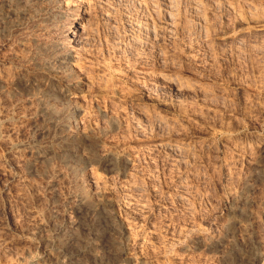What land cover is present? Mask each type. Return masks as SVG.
Listing matches in <instances>:
<instances>
[{"label": "rangeland", "instance_id": "374dc122", "mask_svg": "<svg viewBox=\"0 0 264 264\" xmlns=\"http://www.w3.org/2000/svg\"><path fill=\"white\" fill-rule=\"evenodd\" d=\"M203 2L202 22L184 9L168 29L142 0H0V264L264 263V0ZM75 28L81 60L45 69ZM80 196L83 216L104 205L124 227L105 239L118 258L82 250Z\"/></svg>", "mask_w": 264, "mask_h": 264}, {"label": "bare ground", "instance_id": "6f19581e", "mask_svg": "<svg viewBox=\"0 0 264 264\" xmlns=\"http://www.w3.org/2000/svg\"><path fill=\"white\" fill-rule=\"evenodd\" d=\"M80 1V0H79ZM143 1V3H144V8H142L143 10H145V11H150V15H156V14H161L162 16H161V18L164 20V23L167 25V27H168V29H171V27L173 26V24H174V22H175V15H176V13L178 12V11H181V10H184V9H190V11L193 13V16L195 17V19H197V22L198 23H200V22H202L203 20V11H204V7H205V4H204V2H203V0H184V4H183V8H182V6H181V8H179L178 6V8L177 7H175V3H174V1H177V0H142ZM181 1V0H180ZM85 2V1H84ZM98 2V1H97ZM177 2H179V1H177ZM87 5V4H86ZM99 5V4H98ZM178 5V4H177ZM91 6V5H90ZM229 9H231L232 10V12H234L233 10H235V13H237V11H236V8L234 7V5H232V4H228V5H226ZM125 8V7H124ZM226 8V7H225ZM228 8H226L227 10H228ZM110 10V9H109ZM129 10V9H128ZM230 10V11H231ZM57 13V12H56ZM81 13V12H80ZM79 13V14H80ZM225 13H227V12H225ZM248 14V15H250V16H253V15H255L256 13H257V9L255 8V7H248L247 8V10H246V12H245V14ZM261 13V12H260ZM78 13H72L71 15L73 16V19L75 20V19H77V16L79 15ZM82 14V13H81ZM227 15V14H226ZM127 16V15H126ZM224 16V15H223ZM124 17V16H123ZM68 19V18H67ZM70 19V18H69ZM131 19V18H130ZM124 20H127V17H126V19H124ZM128 20H129V18H128ZM127 20V21H128ZM132 20V19H131ZM135 21V19L133 20V22ZM146 19H145V22H138V23H136V25H134V26H137V30H138V32L140 33V32H142V30L144 29V27H146ZM125 22V21H124ZM129 23V22H128ZM126 24H127V22H126ZM132 24H135V23H132ZM124 25V24H123ZM127 25H129V24H127ZM131 25V24H130ZM149 25V24H148ZM130 27V26H129ZM151 27V26H150ZM79 28H80V26H79ZM82 28V27H81ZM126 28L127 27H125V25L123 26V29L124 30H126ZM129 29V28H128ZM72 30V32H67L66 33V35L68 36V38H70V40L72 39V42H74L73 40H75V42L74 43H72V44H69V43H67V41H65L66 40V38H65V42H59V43H55V42H53L52 43V45L56 48H54L55 50H54V52L51 54V55H49V56H46V57H42L41 59H42V64H43V67L45 68V69H47V70H49V71H54L55 69L57 70V69H68V68H70V67H72V65H74L75 63L76 64H78V61L79 60H81V56H80V54H79V52L81 51L80 49H79V47H78V44L77 43H79L80 42V39H81V33H80V29H71ZM89 30V29H88ZM123 30V31H124ZM82 31V30H81ZM125 32V31H124ZM127 32H129V30H127ZM137 32V33H138ZM152 32H154L153 31V29H152ZM125 34V33H124ZM126 35H127V33H126ZM135 35H137V34H135ZM143 37V36H142ZM141 37V38H142ZM63 40V39H62ZM147 40V39H146ZM69 41V40H68ZM76 43V44H75ZM143 44H144V42H143ZM146 44V43H145ZM47 43L46 44H41L39 47L40 48H42V50H43V53L42 54H47L48 55V52H49V50L47 51ZM38 47V48H39ZM39 48V49H40ZM53 50V49H52ZM42 52V51H41ZM50 52H52V51H50ZM83 52V51H82ZM85 62V61H84ZM143 62V61H142ZM171 63H172V61H171ZM104 64V63H103ZM77 68V67H76ZM85 71V70H84ZM160 74V73H159ZM103 76H104V74H102ZM106 76V75H105ZM104 76V77H105ZM164 76V78H166L168 81H170V83H172V84H176L175 82H176V78L175 77H173L172 76V74L170 73H162V77ZM99 77V76H98ZM15 84L16 85H18V86H21V84H24V85H26V84H28L29 85V83H31L29 80H26V79H22V78H20V79H15ZM33 82V81H32ZM46 84V83H45ZM51 87H53V86H50L49 84H46V90L47 89H49V88H51ZM205 87L204 86H202V89H204ZM54 90V89H53ZM53 90H48L47 92H46V94L45 95H47V94H49V92H51L52 94H54L52 91ZM206 90V89H205ZM204 90V91H205ZM59 92H57V95L55 94V96H56V98L57 97H59L60 95H62L64 92L62 91V92H60V94H58ZM51 95V94H50ZM55 96H54V98H55ZM48 97H49V95H48ZM42 110V114L44 115V117L46 116L47 118H51V119H56V118H54L55 116H56V114H53V113H56V112H53L52 113V109H51V107H50V109H49V107H46V105H44V107L41 109ZM53 111H55V110H53ZM53 115H55L54 117H53ZM52 121V120H51ZM154 121H156V123H159V124H166V120L164 119V117H161V116H158V117H156L155 118V120ZM54 121H52V123H53ZM51 124V123H50ZM54 124V123H53ZM65 124V123H64ZM163 125V126H164ZM62 129V128H61ZM63 144H62V147H61V151H63L65 154H67V153H69V151L70 150H72V148H73V143H74V141H76L75 139L77 138L74 134H72V133H67L66 135L64 134L63 136ZM171 138V137H170ZM169 138V140L168 141H164L163 142V144H161V145H163V146H165L166 147V149L168 148V149H170L171 151H180V148H183V143L180 141V140H178V139H170ZM76 145V144H75ZM164 147V148H165ZM44 148V147H43ZM52 150V151H51ZM53 150L55 151V149L54 148H51V147H48V148H45V149H43L42 150V153L44 152V153H50V151L51 152H53ZM38 152V151H37ZM63 152H60V154H62ZM181 152V151H180ZM59 153V152H58ZM63 153V154H64ZM174 153V152H173ZM177 153V152H176ZM179 153V152H178ZM71 154H73V153H71ZM37 155L40 157V151L37 153ZM47 155V154H46ZM74 155V154H73ZM37 156V157H38ZM63 156V155H62ZM72 156V155H71ZM71 156H68V157H71ZM62 158V157H61ZM64 158H65V156H64ZM66 159V158H65ZM110 159V158H109ZM182 183V182H181ZM245 184H244V186H246L247 187V185H246V182H244ZM243 185V184H242ZM241 185V186H242ZM243 187V186H242ZM246 189V188H245ZM244 191V190H243ZM240 192L239 193V191H238V196L237 197H239V198H242V200H244L245 202L247 201L246 200V198L244 197V195H243V193H245V191L244 192ZM230 192V191H229ZM235 196V195H234ZM133 198H134V196H132ZM84 197H82V196H80V198H79V200H78V204H77V211H78V213L80 214L79 215V219H78V221H80V224H81V222L82 223H84L85 224V226L87 227V230H88V232L86 233L87 234V238L85 239V243H86V245H85V247H84V249H82V250H85L86 249V251H88V252H91V253H93L94 252V250H95V248H96V246H97V243L98 242H101V243H103V247H104V251L101 253V257H104L105 256V258H106V254H108V255H117V258H118V255L120 256V253H119V249H120V247H119V249H118V246H116L115 244H113L114 243V241H113V243H109V242H106V238L109 236V234H111L112 233V231L114 232V231H116V232H118V231H122L123 232V228L124 227H122V225H121V223L117 220V218H116V216H115V214L112 212V211H110L108 208H107V206L105 207L104 205H103V207H101L100 208V210H99V212L97 211V212H94V208H91V207H88V210H90L89 212L90 213H92L93 214V216L92 217H86V216H83L82 215V211H80V208L82 207V206H84L85 204H86V202L84 201L85 199H83ZM135 198H136V196H135ZM134 198V199H135ZM237 199V198H236ZM235 199V200H236ZM87 200V199H86ZM233 200V199H232ZM240 200V199H239ZM241 200V201H242ZM234 201V200H233ZM136 202V201H135ZM232 202V201H231ZM131 203V202H130ZM138 203V202H137ZM90 204V203H89ZM228 204V203H227ZM230 204V203H229ZM229 206V205H228ZM233 206V205H232ZM86 207V208H87ZM94 207V206H93ZM235 207H236V204H235ZM228 208V207H227ZM230 208V207H229ZM83 210V209H82ZM91 214V215H92ZM230 217V216H229ZM233 217V216H232ZM69 223H72V222H69ZM79 223V222H78ZM60 224V223H59ZM126 225V224H125ZM69 226V225H68ZM127 226V225H126ZM63 227H65V226H63ZM224 227V226H223ZM226 229V228H225ZM231 229H233L232 227H231ZM64 230V229H63ZM111 232V233H110ZM65 234V233H64ZM63 234V235H64ZM69 234V233H68ZM71 234V233H70ZM76 234H78V233H76ZM126 234V233H125ZM223 234V233H222ZM221 233H220V235H222ZM226 234V233H225ZM73 234H71V236H72ZM79 235V234H78ZM81 235V234H80ZM219 235V234H218ZM57 236H59V235H57ZM62 236V235H61ZM112 236V235H111ZM223 236V235H222ZM60 237V236H59ZM128 237V236H127ZM62 238V237H61ZM72 238V237H71ZM70 238V239H71ZM112 238V237H111ZM110 238V239H111ZM114 238V237H113ZM112 238V239H113ZM219 238V237H218ZM221 238V237H220ZM57 239H59V238H57ZM70 239H68V238H63V239H61V240H58V242H56V244H57V248L59 247V249H62L61 250V252L63 251V246L65 247L69 242H70ZM221 239H223V238H221ZM196 240V239H195ZM219 240V239H218ZM71 241H73V239H71ZM75 241V240H74ZM203 243L205 244V246H207V247H212L213 245L214 246H216L215 244H216V240H214V239H212V236H207V237H205L204 239H203ZM223 241V240H222ZM78 242V241H77ZM118 243V242H117ZM116 243V244H117ZM201 243V242H200ZM227 243V242H226ZM56 244H54L55 246H56ZM74 244V243H73ZM121 245V244H120ZM227 245V244H226ZM70 246V245H69ZM56 248V247H55ZM213 248V247H212ZM69 249V248H68ZM77 249V248H76ZM75 249V250H76ZM80 249V250H81ZM233 249V248H232ZM66 250H67V248H66ZM73 250V247H72V249H70V252ZM121 250V249H120ZM64 251H65V249H64ZM68 251V250H67ZM238 251V250H237ZM69 252V253H70ZM68 253V252H67ZM69 253H68V255H69ZM238 253H240V252H238ZM226 254V253H225ZM97 255V254H96ZM94 256V255H93ZM223 257H225V256H223ZM228 257V256H227ZM232 257V256H231ZM110 258V257H109ZM229 260L227 259V261H228V263L227 264H238L237 263V259L239 260V258L237 257V259H236V257H235V259H236V262H234L235 261V259H234V261H233V259L232 258H230V254H229ZM234 258V257H233ZM108 259V258H107ZM256 260V259H255ZM224 261H225V259H224ZM246 261V260H245ZM226 262V261H225ZM243 262H244V260H243ZM39 263V262H38ZM33 264H35V263H33ZM37 264V263H36ZM240 264V263H239ZM246 264V263H245ZM264 264V263H263Z\"/></svg>", "mask_w": 264, "mask_h": 264}]
</instances>
